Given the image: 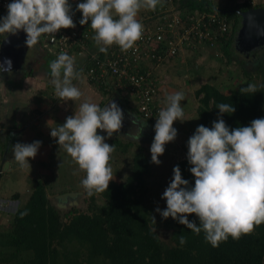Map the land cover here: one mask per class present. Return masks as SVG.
I'll return each mask as SVG.
<instances>
[{
    "label": "clouds",
    "instance_id": "1",
    "mask_svg": "<svg viewBox=\"0 0 264 264\" xmlns=\"http://www.w3.org/2000/svg\"><path fill=\"white\" fill-rule=\"evenodd\" d=\"M163 3L164 0H84L76 9L82 14L80 25L91 21L90 27L95 33L92 39L101 53H107L114 44L126 52L143 36L144 26L137 19L138 13L142 9L155 11ZM6 7L7 14L0 17V35L23 31L27 47H34L42 35L55 38L58 30L76 27L68 0H11ZM11 63L8 59L0 63V73L11 71ZM49 68L55 95L64 101L80 100L84 94L73 84L81 76L75 58L61 52ZM240 91L255 93L258 89L249 83ZM184 99V93L179 91L165 97L150 146L154 164L161 163L158 157L163 155L165 145L177 136L173 123L185 120L181 105ZM217 108L220 114L235 111L229 103H220ZM123 119V112L115 102L100 107L84 99L63 125L51 128L50 136L57 139L58 145L85 173L81 184L89 197L106 192L114 178L110 161L115 145L105 140L120 131ZM144 127H138L134 135L129 134L131 138L138 142ZM98 129L106 132L107 137L98 134ZM41 143L33 141L13 146L14 159L21 168L30 169L29 158L36 156ZM187 148L194 186L189 187V181L182 178L179 166H175L171 182L161 197L166 200V209H155L162 218L178 219V223L194 234L203 232L212 247H218L229 237L239 240L264 224V118L230 130L218 116L211 128L203 125L196 128L187 141ZM188 214L198 217V226L195 221H189ZM152 220L155 223L154 217ZM186 242L184 236L179 237L181 245Z\"/></svg>",
    "mask_w": 264,
    "mask_h": 264
},
{
    "label": "trees",
    "instance_id": "2",
    "mask_svg": "<svg viewBox=\"0 0 264 264\" xmlns=\"http://www.w3.org/2000/svg\"><path fill=\"white\" fill-rule=\"evenodd\" d=\"M188 7L194 9L193 4ZM213 7L217 6H211L209 0H197L194 10L211 11ZM249 7L244 2L228 9L219 8L226 19L228 31L222 38L214 39L211 47L218 46L227 63L238 57L248 59L254 55L248 51L240 52L234 47L239 24L237 12ZM255 53L256 69L262 70L264 45ZM242 76L250 75L243 69ZM256 86L258 91L255 93L242 94L238 91L223 94L212 86L202 85L196 91V94H202V98L195 111L197 123L190 137L200 125L211 128L218 116L230 130L249 126L252 120L264 118V80ZM220 103L231 104L235 111L220 114L217 108ZM189 138L180 146L183 157L173 165L169 183L173 168L178 165L182 178L189 181V187L194 186L195 178L189 171L191 165L187 160ZM133 161L132 172L124 183L109 185L108 190L102 193V205L91 206L90 214L70 208L63 213L65 222L49 204L41 183L35 181L27 200L12 216L9 229L0 233V264H264V224L239 240L229 237L218 247H212L206 242L203 232L194 234L177 219L173 221L172 245L163 244L148 226V219L143 213L147 189L143 173L147 172L151 161L139 155ZM25 212L26 215H21ZM187 218L199 225L195 214H188ZM180 236L186 238L184 245L179 243Z\"/></svg>",
    "mask_w": 264,
    "mask_h": 264
},
{
    "label": "rangeland",
    "instance_id": "3",
    "mask_svg": "<svg viewBox=\"0 0 264 264\" xmlns=\"http://www.w3.org/2000/svg\"><path fill=\"white\" fill-rule=\"evenodd\" d=\"M255 5L253 3L250 6L254 7ZM142 13L145 12L142 11ZM258 48L248 51L254 53L248 59L238 57L227 63L225 58L220 54L218 46H199L192 50V52L185 51L176 58L169 60L161 68L164 70V73H162L163 77H161L162 86L159 87L161 100H165L167 95L178 91L183 92L185 96V99L181 101V105L184 108L185 120H177L173 123V127L177 129L175 140L165 145L163 155L158 157L161 163L157 165L151 162L150 167L147 168V172L143 173L147 188L144 194L143 213L148 219V226L152 232L165 245H172L174 219L171 217L167 219L162 218L155 209L157 207L161 211L166 209V200L161 198L162 194L169 185L168 179L173 165L183 157L180 146L190 137L192 128L197 123L195 111H197L200 105L202 94H196V91L202 85L207 84L221 91L223 94H230L247 87L249 83L258 85L264 80V66L262 70L261 68L256 69L258 65L255 52ZM29 53H31V49L26 53L25 59ZM243 69L250 75L249 77L242 76ZM247 80L249 83H247ZM116 96L119 101H123V98H120V96L128 98L127 94L120 91L117 92ZM108 99L104 98L101 106ZM130 104L133 107L132 102ZM121 107L127 113L135 115L134 109L128 106ZM65 111L73 114L68 109V106H65ZM136 120L140 127L145 126L141 134L143 137H140L138 142L133 140L130 135L120 131L113 133L112 137L105 140L110 145L113 144V140L116 142V144L114 143L115 151L112 153L110 161L114 178L109 182V185L124 183L125 179L132 172L135 156L139 155L140 158H147L151 161L150 146L155 135L154 124L138 120V118ZM100 135L107 137L106 132H101ZM44 140L46 139L42 138L41 142ZM49 142L50 140L47 138V142L45 145L41 144L36 156L29 158L30 169L21 168L17 164V166H12V168L10 166L11 170H8L7 166L5 169L2 167L3 164H0V171L3 169V172L0 174V197L2 198L4 195L3 198L7 199L6 205L0 208V222H2L0 224V233L9 229L12 216L27 200L32 192L35 181L41 183L49 204L60 213L61 220L64 222L66 220L63 218V213L70 208H75L81 213L90 214L89 209L91 206L103 204L102 193H95L91 197L87 195L86 190L81 184L85 173L79 170L78 165L66 151L62 153H65V160L60 161L61 157H58V151H54L56 149L53 143H50L49 150H44L46 146H49ZM53 142L57 144V139L53 140ZM5 171L10 172L6 175ZM74 172L77 174H73ZM8 203L11 205H8ZM152 217H154L155 223ZM71 247L74 248V244ZM19 262H21V259H19Z\"/></svg>",
    "mask_w": 264,
    "mask_h": 264
},
{
    "label": "built area",
    "instance_id": "4",
    "mask_svg": "<svg viewBox=\"0 0 264 264\" xmlns=\"http://www.w3.org/2000/svg\"><path fill=\"white\" fill-rule=\"evenodd\" d=\"M10 2L0 0V17L7 14L6 6ZM68 2L76 27L58 30L55 38L42 35L44 49L55 56L65 52L84 57L87 83L101 87L104 92L121 90L132 102L135 118L154 125L159 110L164 107L159 89L162 82L156 70L185 51L211 46L214 39L222 38L228 31L226 19L218 7L211 11H185L180 8V0H164L162 7L140 19L144 26L143 36L132 49L123 52L114 44L107 53H101L99 49L90 52L92 29L90 23L80 25L82 14L76 9V5L84 1Z\"/></svg>",
    "mask_w": 264,
    "mask_h": 264
},
{
    "label": "crops",
    "instance_id": "5",
    "mask_svg": "<svg viewBox=\"0 0 264 264\" xmlns=\"http://www.w3.org/2000/svg\"><path fill=\"white\" fill-rule=\"evenodd\" d=\"M180 1L181 8L185 9V11L190 10L188 7L190 4H193L194 9L196 8L197 0H190L189 2L186 0ZM209 1L211 2V6L223 7L226 9L233 6H240L244 2H247L249 6L254 3L260 7H264V0ZM158 7L159 5L157 8ZM142 11L145 13H142ZM149 12L151 11L142 9L138 13L137 19L140 21V19L145 14H149ZM94 34L95 33L92 34V37ZM41 43L42 40L40 38L39 42L34 47H28L26 53L29 49H31V53L27 55L26 59L24 57L21 66L17 70L11 69V71L0 73V164H3V166H1L5 169L8 167V170L10 166L12 168V166H17L18 164L14 159L12 150L16 143H32L33 141H41L42 138L46 139L41 143L43 145L47 142V138L50 140L49 146H46L44 150H49L50 143H53L56 149L54 151H58V157H61L59 160H65V153L62 154L65 150L62 146H59L58 143L55 144L53 142V140L56 139L50 136V131L52 127L63 125L66 117L73 115L84 99H89L102 107L101 104L104 102V98H115L120 107L128 106L134 109L130 104L129 98L120 96V98H123V101L117 99L116 94L121 90L111 89L104 92L100 88L87 83L83 71V67L86 66L84 57H75L73 55L72 56L75 58V66L77 70L81 71L80 79L73 80V84L77 86L84 95L77 101H64L59 99L55 95L53 85L50 83L51 77L49 68L50 62L55 60L57 56H54V54L44 49ZM88 47L90 52L98 50V46L93 39L89 42ZM161 68L162 67L157 70L160 79L163 77L162 73H164V70ZM162 101L164 102V100ZM65 106H68V109H70L73 114L65 111ZM100 133L101 131L98 132V134ZM4 164H6L7 167H4ZM0 172L2 173L3 169H1ZM9 172L10 171H5V174L8 175ZM3 197H0V203L2 204H0V208L6 205L5 202L7 199ZM8 205L11 204L8 203ZM0 224H2V222H0Z\"/></svg>",
    "mask_w": 264,
    "mask_h": 264
},
{
    "label": "water",
    "instance_id": "6",
    "mask_svg": "<svg viewBox=\"0 0 264 264\" xmlns=\"http://www.w3.org/2000/svg\"><path fill=\"white\" fill-rule=\"evenodd\" d=\"M239 24L235 32L234 47L236 50L249 51L264 45V7H253L244 11H238ZM26 34L23 31L16 35H0V63L11 60V69L17 70L25 57L28 47L25 45ZM115 102L122 110L124 119L120 132L124 134L136 133L139 123L135 116L124 111L115 98L109 99L102 107ZM103 132L98 129L97 132ZM6 164H4V167Z\"/></svg>",
    "mask_w": 264,
    "mask_h": 264
},
{
    "label": "flooded vegetation",
    "instance_id": "7",
    "mask_svg": "<svg viewBox=\"0 0 264 264\" xmlns=\"http://www.w3.org/2000/svg\"><path fill=\"white\" fill-rule=\"evenodd\" d=\"M258 47H260V46H258ZM141 136H142V135H141ZM141 136H140V137H141Z\"/></svg>",
    "mask_w": 264,
    "mask_h": 264
}]
</instances>
